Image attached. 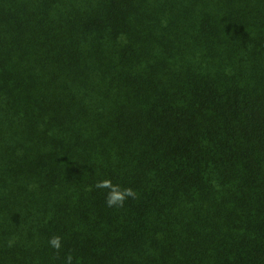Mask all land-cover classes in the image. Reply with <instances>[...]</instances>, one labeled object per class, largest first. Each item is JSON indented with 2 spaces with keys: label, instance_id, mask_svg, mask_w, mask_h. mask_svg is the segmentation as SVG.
I'll use <instances>...</instances> for the list:
<instances>
[{
  "label": "trees",
  "instance_id": "16d2710c",
  "mask_svg": "<svg viewBox=\"0 0 264 264\" xmlns=\"http://www.w3.org/2000/svg\"><path fill=\"white\" fill-rule=\"evenodd\" d=\"M69 254L264 264V0H0V264Z\"/></svg>",
  "mask_w": 264,
  "mask_h": 264
},
{
  "label": "clouds",
  "instance_id": "9594fccd",
  "mask_svg": "<svg viewBox=\"0 0 264 264\" xmlns=\"http://www.w3.org/2000/svg\"><path fill=\"white\" fill-rule=\"evenodd\" d=\"M96 189H108L106 195V204L108 207H122L128 198L135 199L137 193L132 188H122L118 184H113L110 179L98 181L95 185ZM49 246L59 252L62 248V237L59 235L52 236L49 241ZM71 254L67 257V264H71Z\"/></svg>",
  "mask_w": 264,
  "mask_h": 264
}]
</instances>
